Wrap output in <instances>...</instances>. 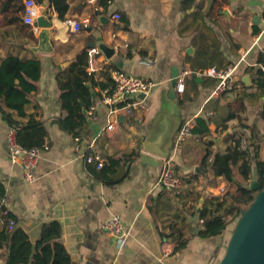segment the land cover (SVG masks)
Returning a JSON list of instances; mask_svg holds the SVG:
<instances>
[{
    "label": "crops",
    "instance_id": "crops-1",
    "mask_svg": "<svg viewBox=\"0 0 264 264\" xmlns=\"http://www.w3.org/2000/svg\"><path fill=\"white\" fill-rule=\"evenodd\" d=\"M66 2L64 20L50 9L48 28L9 24L0 15V62L15 55L37 59L41 66L26 116L20 118L8 109L4 112L21 123L33 116L47 130L35 181L28 183L21 166L10 161L6 144L10 127L0 110V182L3 203L14 216L15 226L35 243L45 226L57 223L58 240L72 264H218L231 222L220 235H198L199 213L206 200L222 196L228 188L222 176L213 174L210 161L213 155L226 152L235 139L250 137L251 130L260 131L258 156L264 161V121L259 116L264 91L257 88L250 70L259 67L258 55L264 52V0ZM67 20L81 23L80 31L70 32ZM100 46L113 49L114 54L108 58ZM91 48L99 52L100 69L92 74L94 103L83 111L82 137L76 142L60 126L65 113L57 78L80 52ZM233 65H237L235 88L210 98L216 80L202 72ZM115 66L155 85L142 98L135 117L122 116L119 133L111 136L104 132L109 107L102 102L100 84L107 83L106 76ZM185 71L184 91L178 94L174 89L173 98L169 95L172 75ZM197 117L208 122V134H191L176 145L182 123L191 120L194 124ZM91 141L104 159L109 183L99 179L83 160ZM208 148L212 156L208 164H202ZM142 156L151 158V163ZM109 157L119 163L107 167ZM164 158L174 161L182 179L177 191L158 185ZM252 175L256 179L254 158ZM113 215L122 218L128 231L121 246L103 228ZM170 225L180 229L188 241L183 249L164 256L160 247Z\"/></svg>",
    "mask_w": 264,
    "mask_h": 264
},
{
    "label": "trees",
    "instance_id": "trees-1",
    "mask_svg": "<svg viewBox=\"0 0 264 264\" xmlns=\"http://www.w3.org/2000/svg\"><path fill=\"white\" fill-rule=\"evenodd\" d=\"M41 3L42 0H36ZM106 5L108 0H103ZM58 13L59 18L64 20V14L68 9L66 0H53L51 4ZM22 0H0V15L2 20L9 24L21 23ZM259 67L250 69L253 71V81L257 88L264 91V52L258 55ZM87 52H80L69 66L62 71L57 84L59 89V102L65 116L60 126L68 130L74 138H81V127L85 123V114L94 103L91 88L93 87L92 74L86 70ZM115 69L117 67L115 66ZM41 66L37 59H20L15 55H8L0 62V110L5 114L9 127L16 131L17 142L24 148L43 149L46 143L47 130L42 121L29 116L25 123L12 118L10 113L4 109L14 111L18 117H25V108L30 102V95L37 89L40 78ZM107 83L100 84L101 90L114 88L110 75L106 76ZM183 104V100H179ZM234 116V115H230ZM259 116L264 121V105H262ZM208 122L200 117L194 119L191 134H208ZM251 136L245 137L247 146L242 147L240 140H234V144L228 147L226 152L212 156L211 149H205L202 164H208L215 176H222L228 188L222 196H212L206 200L199 213L201 229L198 235L204 238L220 235L228 224L245 210L259 190L264 188V161L259 159L260 131L251 130ZM253 150L251 155L250 150ZM255 159L256 180L258 190L249 188L252 179V159ZM119 163V159L108 158L107 167ZM237 172H235V167ZM95 175L107 181L105 164L99 170L94 165H89ZM4 187L0 182V200L3 201ZM14 221V227L9 230L7 219ZM170 233L163 235L174 244L173 252L183 249L187 244L185 235L180 229L170 225ZM60 226L51 223L45 226L41 237L32 243L29 236L15 226V218L9 212L4 217L0 213V261L5 264H72L69 254L62 243L59 242ZM227 245V244H226Z\"/></svg>",
    "mask_w": 264,
    "mask_h": 264
},
{
    "label": "built area",
    "instance_id": "built-area-1",
    "mask_svg": "<svg viewBox=\"0 0 264 264\" xmlns=\"http://www.w3.org/2000/svg\"><path fill=\"white\" fill-rule=\"evenodd\" d=\"M42 9L46 10V16L48 17L50 9L53 6H43L36 0H23L21 10V23L28 25L33 30H37V19L42 16ZM114 19H119L118 15H114ZM66 26L72 33H78L81 29V23L74 20L65 21ZM98 50L91 48L87 51V66L86 70L89 74L97 72L100 67L97 63ZM237 65L227 66L222 69L208 68L205 69L202 74L214 78L216 80L215 87L210 93V98L220 97L221 95L232 91L236 85V71ZM111 80L113 81L114 88L110 92L109 88L101 91L103 104L109 107V121L104 127V132L111 136H115L119 133L117 129L119 127L120 118L129 117L134 118V114L142 106V98L149 94L154 87L155 83L151 80L143 79L129 73L123 72L118 69L109 70ZM188 74V71L183 72L181 76H177V83L175 86L176 92L182 94L184 91V76ZM193 124L191 120L184 121L178 130L176 145L181 143L185 138L191 135V129ZM76 142H79L80 138H74ZM241 146L244 148L247 146L245 138H238ZM7 152L11 163L21 166L23 171L24 180L28 183L35 181L34 171L41 158L43 149L40 148H24L18 142L16 138V131L9 128L6 133ZM85 163L94 165L99 170L104 165L103 157L96 151L94 142L91 141L87 145L85 154L82 155ZM158 185L169 191H177L182 185V179L176 170L174 161L170 158H164L160 166ZM9 209L0 200V213L6 217L9 214ZM7 227L12 230L14 227V221L7 219ZM104 230L113 238L118 241V245H123L128 231L126 230L122 218L119 215H113L105 221L103 224ZM161 253L164 256L172 255L174 244L166 239L161 244Z\"/></svg>",
    "mask_w": 264,
    "mask_h": 264
},
{
    "label": "water",
    "instance_id": "water-1",
    "mask_svg": "<svg viewBox=\"0 0 264 264\" xmlns=\"http://www.w3.org/2000/svg\"><path fill=\"white\" fill-rule=\"evenodd\" d=\"M41 3L47 6L49 0H42ZM41 14L42 16L37 19L38 27H50L51 23L46 17V10L42 9ZM99 48L108 58L114 54L113 49L105 46ZM177 76V72L173 73L171 80L169 95L173 98ZM92 95L94 96V93ZM141 98H144V95H141ZM142 160L151 163L152 159L142 156ZM249 188L258 190L259 185L256 179H252ZM218 264H264V188L258 191L250 205L240 213Z\"/></svg>",
    "mask_w": 264,
    "mask_h": 264
},
{
    "label": "rangeland",
    "instance_id": "rangeland-1",
    "mask_svg": "<svg viewBox=\"0 0 264 264\" xmlns=\"http://www.w3.org/2000/svg\"><path fill=\"white\" fill-rule=\"evenodd\" d=\"M238 219H239V217L233 219V220L231 221V223H230V228H229L230 230H229V236H228L229 238H230V235H231V233H232V231H233V229H234V227H235V225H236ZM227 242H228V241H227Z\"/></svg>",
    "mask_w": 264,
    "mask_h": 264
}]
</instances>
